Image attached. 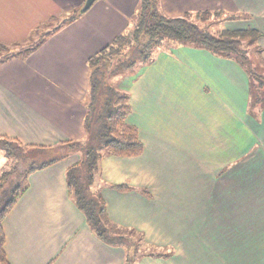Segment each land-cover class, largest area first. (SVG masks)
I'll return each mask as SVG.
<instances>
[{
	"label": "crops",
	"instance_id": "0c3cea01",
	"mask_svg": "<svg viewBox=\"0 0 264 264\" xmlns=\"http://www.w3.org/2000/svg\"><path fill=\"white\" fill-rule=\"evenodd\" d=\"M84 2L0 0V139L58 148L85 140L87 61L135 25L140 0H96L63 24ZM158 5L173 17L238 15L226 29L264 22V0ZM258 42L264 59V37ZM131 70L118 87L128 93L127 122L143 152L103 157L99 192L114 224L168 254L137 264H264V108L249 116L244 71L188 45L159 49ZM78 160L74 153L26 176L2 221L10 264H125L124 251L91 231L68 193L66 169ZM119 184L131 190L111 187Z\"/></svg>",
	"mask_w": 264,
	"mask_h": 264
},
{
	"label": "trees",
	"instance_id": "16d2710c",
	"mask_svg": "<svg viewBox=\"0 0 264 264\" xmlns=\"http://www.w3.org/2000/svg\"><path fill=\"white\" fill-rule=\"evenodd\" d=\"M210 13L209 10H203L197 15L204 20ZM80 14V10L74 11L63 24L73 21ZM236 18L231 15L227 17L228 20ZM263 37L264 32L250 26L244 29L223 28L211 33L191 21L187 13L167 16L161 13L158 0H140L135 25L87 61L89 100L84 116V141L61 142L58 148L23 145L10 138L0 139L5 158L12 162L0 173V264H10L4 251L2 221L26 190V176L74 153L79 156V160L66 169L67 189L77 208L84 214L91 231L109 245H122L131 249L129 255L125 254V264H137L138 259L144 256H168L161 248L146 244L140 232L114 224L107 215L105 202L99 192L102 187L100 163L103 157H135L143 152L137 128L127 122L131 112L128 93L113 80L122 78L137 65L150 62L155 50L175 45L203 48L212 55L233 61L244 71L248 79V113L258 118L264 108V59L261 56L262 47L257 41ZM244 40H247V48ZM125 48L128 49L123 50ZM250 50H256L258 60L254 57V51ZM22 177L24 187L16 184ZM111 187L120 191L131 190L125 184ZM143 193L147 194L145 190ZM112 228L130 235H121L117 231L113 235Z\"/></svg>",
	"mask_w": 264,
	"mask_h": 264
},
{
	"label": "rangeland",
	"instance_id": "374dc122",
	"mask_svg": "<svg viewBox=\"0 0 264 264\" xmlns=\"http://www.w3.org/2000/svg\"><path fill=\"white\" fill-rule=\"evenodd\" d=\"M207 10H209V9H207ZM211 13H210V15L206 18V19H201V17H199V15H197V12H202V11H197V12H193V13H191V12H187V15H188V17H189V19L191 20V21H193V22H195L196 24H198L200 27H202L203 29H205V30H207V31H209V32H211V33H217L218 31H220V30H222L223 28H225L226 26H225V20H228L226 17V14H225V12H223V10H209ZM216 12H219V13H216ZM162 13V12H161ZM238 16V15H237ZM255 26H257L258 27V29H259V31H261V32H264L263 30H264V22H259V23H257V24H255ZM261 29V30H260ZM259 41V40H258ZM257 41V42H258ZM246 42H247V40H244V45H245V47L247 48V46H246ZM257 44V43H256ZM258 44H259V42H258ZM251 49H252V46L250 47ZM261 48V47H260ZM128 48H125V49H123V50H127ZM263 50V49H262ZM168 52H171L172 50H167ZM250 51H254V57L258 60V58L256 57V50H250ZM2 53V52H1ZM157 53V51L155 50L154 52H153V56H152V60L150 61V62H148V63H145V64H140V65H137L136 67H134L135 69L137 68V67H142V66H145V65H148V64H150L153 60H154V57H155V54ZM262 55V54H261ZM261 68H263V67H261ZM132 71V70H131ZM130 70L129 71H127V73H129V72H131ZM259 71H261V70H259ZM261 74H263V73H261ZM120 79H121V77L120 78H115L113 81H115V83H117V85H118V83H119V81H120ZM1 154H3V151H1L0 152ZM0 160H1V158H0ZM12 164V162L10 161V160H6V162H5V164L0 168V173L3 171V170H5V169H7L10 165ZM16 184H19L21 187H24V177H22L21 179H19L18 180V183H16ZM112 234L113 235H115L116 234V231L117 232H119L121 235H127V233L126 232H124V231H119V230H117L116 228L114 229V228H112ZM130 235V233H128V235L127 236H129ZM117 246V248H118V250L120 249H122L123 251H124V253L125 254H127V255H129V253L130 252H132L131 251V249H129L128 247H124V246H122V245H116ZM140 256V255H139ZM138 256V257H139ZM134 260H136L135 258H134Z\"/></svg>",
	"mask_w": 264,
	"mask_h": 264
},
{
	"label": "water",
	"instance_id": "95a60500",
	"mask_svg": "<svg viewBox=\"0 0 264 264\" xmlns=\"http://www.w3.org/2000/svg\"><path fill=\"white\" fill-rule=\"evenodd\" d=\"M96 0H85L83 6L81 7L80 9V12L83 13L85 11H87L91 6L92 4L95 2Z\"/></svg>",
	"mask_w": 264,
	"mask_h": 264
}]
</instances>
